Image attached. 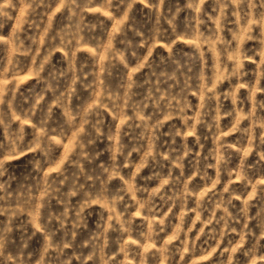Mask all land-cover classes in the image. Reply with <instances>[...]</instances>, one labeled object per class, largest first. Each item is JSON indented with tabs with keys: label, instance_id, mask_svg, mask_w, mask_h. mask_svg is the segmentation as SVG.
<instances>
[{
	"label": "rangeland",
	"instance_id": "1",
	"mask_svg": "<svg viewBox=\"0 0 264 264\" xmlns=\"http://www.w3.org/2000/svg\"><path fill=\"white\" fill-rule=\"evenodd\" d=\"M0 264H264V0H0Z\"/></svg>",
	"mask_w": 264,
	"mask_h": 264
}]
</instances>
